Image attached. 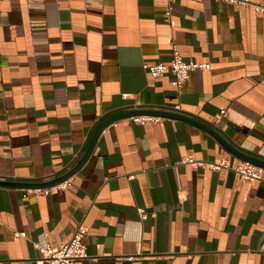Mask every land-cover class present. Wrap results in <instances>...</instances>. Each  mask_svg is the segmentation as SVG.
<instances>
[{
    "label": "crops",
    "instance_id": "1",
    "mask_svg": "<svg viewBox=\"0 0 264 264\" xmlns=\"http://www.w3.org/2000/svg\"><path fill=\"white\" fill-rule=\"evenodd\" d=\"M173 42L210 64L181 87L143 67L169 63ZM150 105L264 156V13L225 0L1 2L0 178L62 175L105 114ZM225 159L244 162L187 121L110 123L68 187L0 186V264H36L38 246L58 249L79 224L83 264H264V169L248 181L209 166Z\"/></svg>",
    "mask_w": 264,
    "mask_h": 264
},
{
    "label": "built area",
    "instance_id": "2",
    "mask_svg": "<svg viewBox=\"0 0 264 264\" xmlns=\"http://www.w3.org/2000/svg\"><path fill=\"white\" fill-rule=\"evenodd\" d=\"M3 0H0V4ZM227 2H240L243 4L252 5L256 11L264 13V4H258L250 2V0H225ZM165 20L173 25L172 19V8L169 6L166 11ZM173 55L169 63H144L143 67L149 72L153 77H158L170 72L176 79L179 87H181L184 82L190 77L191 71L201 68L208 69L210 67L209 63L195 62L191 60H186L180 53L177 45L172 43ZM136 121H148L149 119L157 120L158 117L151 116H138L134 117ZM185 162H190L195 166H202L205 163L203 161L195 160L193 158L187 157ZM209 166L212 169L229 168L236 171L240 177L244 180L254 181L261 179L263 175V168L258 167L249 162H242L240 164L233 165L229 160H222L220 162H210ZM70 179L57 184L59 188H66L69 186ZM43 190V189H42ZM41 189H29L28 192L32 191L35 193L42 192ZM46 191V190H44ZM142 217H146V212L142 209L140 210ZM87 228L83 224H79L73 233L72 237L64 244H62L58 249H53L49 244L38 246L40 256L37 258L36 264H83V261L88 258L87 248L83 241L85 235L87 234Z\"/></svg>",
    "mask_w": 264,
    "mask_h": 264
},
{
    "label": "water",
    "instance_id": "3",
    "mask_svg": "<svg viewBox=\"0 0 264 264\" xmlns=\"http://www.w3.org/2000/svg\"><path fill=\"white\" fill-rule=\"evenodd\" d=\"M165 107L166 106L161 105H150L141 106L138 108H123L116 112L105 114V116L100 119V123L92 136V139L85 154L78 161V163L75 166L71 167L67 172L50 180L24 181L0 178V186L17 187L24 189H45L62 183L63 181L67 180L88 159L101 131L107 125L122 118L138 116L175 118L198 125L203 129L209 131L212 135H214L223 144V146L234 156L238 157L244 162H249L264 169V156H261L259 154H253L241 149L240 147L236 146L231 140H227L225 137H223L216 129L212 127L211 124L205 123L201 119L199 120V118H196L191 114L182 113L174 108Z\"/></svg>",
    "mask_w": 264,
    "mask_h": 264
}]
</instances>
